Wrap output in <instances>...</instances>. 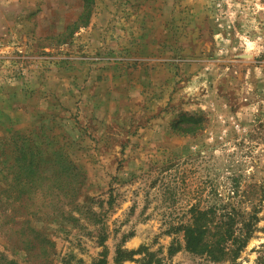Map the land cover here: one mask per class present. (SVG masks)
Listing matches in <instances>:
<instances>
[{
    "label": "rangeland",
    "instance_id": "rangeland-1",
    "mask_svg": "<svg viewBox=\"0 0 264 264\" xmlns=\"http://www.w3.org/2000/svg\"><path fill=\"white\" fill-rule=\"evenodd\" d=\"M3 258L264 264V0H0Z\"/></svg>",
    "mask_w": 264,
    "mask_h": 264
},
{
    "label": "trees",
    "instance_id": "trees-1",
    "mask_svg": "<svg viewBox=\"0 0 264 264\" xmlns=\"http://www.w3.org/2000/svg\"><path fill=\"white\" fill-rule=\"evenodd\" d=\"M88 14H89V11H85V15L84 17L87 18L88 17ZM32 156H33V153H32ZM31 155L29 156V158H24V161L22 162L23 164V168H22V172L25 174V176H28L29 174H34L36 173V171L38 169L41 168V166H39V163L40 161H38L37 163H35L34 161H32ZM43 165H46L48 168L50 167V169H52V173H51V176L49 177L50 179H48V185H47V188H48V194H52L55 189H64V193H62L63 196H66V197H71L73 196V194H75V189L74 191H72V189L68 190L67 193H66V190L68 188L67 185H69V180H70V177L67 178L68 176V173L69 171H73L74 168H72L70 166V163L67 162V171H65L66 169L64 168H60L59 167V162L56 161L55 159L54 160H50V161H46L44 162ZM24 176V175H23ZM21 187L23 188V184H21ZM59 197V196H58ZM191 246L188 245L187 249H190ZM124 253H121V252H117L116 255H117V259L114 261V262H118V261H121L122 259H119V257H121V255H123ZM43 264H51L50 260L48 258H44L43 259ZM0 264H18L16 261L14 260H7L5 258L1 259V263ZM98 264H108L106 262V260H102L100 261Z\"/></svg>",
    "mask_w": 264,
    "mask_h": 264
}]
</instances>
